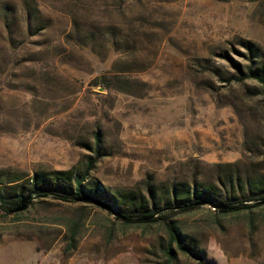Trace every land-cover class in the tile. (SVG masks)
Returning <instances> with one entry per match:
<instances>
[{
    "label": "rangeland",
    "instance_id": "rangeland-1",
    "mask_svg": "<svg viewBox=\"0 0 264 264\" xmlns=\"http://www.w3.org/2000/svg\"><path fill=\"white\" fill-rule=\"evenodd\" d=\"M255 73L264 0H0V196L68 170L124 213L195 183L234 204L262 195ZM50 192L0 209V264H264L260 200L173 213L185 250L161 222Z\"/></svg>",
    "mask_w": 264,
    "mask_h": 264
},
{
    "label": "trees",
    "instance_id": "trees-1",
    "mask_svg": "<svg viewBox=\"0 0 264 264\" xmlns=\"http://www.w3.org/2000/svg\"><path fill=\"white\" fill-rule=\"evenodd\" d=\"M253 77L264 88V76L262 74L255 73ZM96 139L98 140V136H96ZM85 177V174L79 176L74 174L71 170L54 171L49 175L37 174L31 180V185L27 191V195H30L31 197L26 204H30L32 199L35 197H47L48 195H51L50 191L70 194L72 199L76 202L95 203L108 209L110 213L115 212L120 214L122 218L117 217V219H120L125 223L151 224L161 222L168 230L170 244L175 242L180 249L186 250L187 248L183 246L182 243V235L171 220L173 213L194 209L197 206H201V202L227 206V209H215L220 213L246 210L252 207L248 204H243V202L251 200H260L264 202V194L259 196H249L245 198V200H238L235 204L233 202L234 200L230 199V197H225L223 201H220L218 200L216 193L212 192L208 188H202L195 183L192 187L186 186L185 188H181L174 186L172 191V203L168 200L169 202L164 203L163 206L153 205L151 209L135 207L131 211L124 213L112 208L115 205L114 203H116V200L114 197L110 195L108 196L105 191H101L97 188L95 192L86 190L83 186ZM226 179L229 186L234 188L235 185L239 191L242 190V186L238 180L239 178L233 179V176H227ZM71 182L74 183L73 189L70 186ZM23 197L25 196L22 194H16L10 197L0 196V209L2 208L8 213H15L14 211L19 208ZM164 254L167 257V263L173 259L174 252L172 251L170 245L166 247Z\"/></svg>",
    "mask_w": 264,
    "mask_h": 264
},
{
    "label": "water",
    "instance_id": "water-1",
    "mask_svg": "<svg viewBox=\"0 0 264 264\" xmlns=\"http://www.w3.org/2000/svg\"><path fill=\"white\" fill-rule=\"evenodd\" d=\"M30 197H31L30 195H27V196L23 197L21 199L19 208H17L14 212H20V211L24 210L25 207H26V202L30 199ZM200 205H210L214 209H227V206H224V205H215V204L206 203V202H201ZM112 214L115 217L122 218V216L120 214H118V213L112 212Z\"/></svg>",
    "mask_w": 264,
    "mask_h": 264
}]
</instances>
